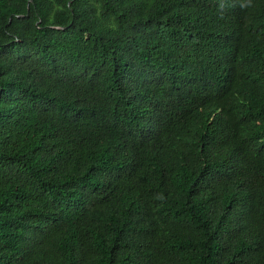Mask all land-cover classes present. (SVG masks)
<instances>
[{
    "label": "trees",
    "instance_id": "16d2710c",
    "mask_svg": "<svg viewBox=\"0 0 264 264\" xmlns=\"http://www.w3.org/2000/svg\"><path fill=\"white\" fill-rule=\"evenodd\" d=\"M0 264H264V0H0Z\"/></svg>",
    "mask_w": 264,
    "mask_h": 264
}]
</instances>
